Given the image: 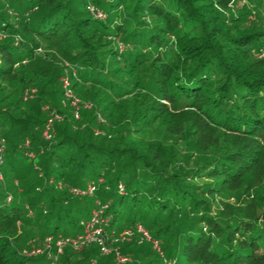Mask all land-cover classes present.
<instances>
[{"label": "trees", "instance_id": "obj_1", "mask_svg": "<svg viewBox=\"0 0 264 264\" xmlns=\"http://www.w3.org/2000/svg\"><path fill=\"white\" fill-rule=\"evenodd\" d=\"M235 1L0 0V264H49L32 239L78 234L98 198L109 232L142 224L163 254L134 235L129 261L91 243L55 264H264V26ZM62 57L76 94L99 97L80 118ZM46 104L63 116L51 139ZM243 188L240 204L221 197Z\"/></svg>", "mask_w": 264, "mask_h": 264}, {"label": "built area", "instance_id": "obj_2", "mask_svg": "<svg viewBox=\"0 0 264 264\" xmlns=\"http://www.w3.org/2000/svg\"><path fill=\"white\" fill-rule=\"evenodd\" d=\"M92 8L93 12L102 17H106V13L100 7H96L95 5H89ZM62 85L65 90L64 94L66 100H64V104H71L74 107V113L77 118L81 116V106L91 107L92 103L88 101H82L81 98L76 94L72 87V79L69 71L66 74H63L61 77ZM34 90V89H33ZM44 108L49 112L48 118L45 123L44 128V136L47 139H51L55 133V122L57 119H61L63 116L61 112H59L56 108L51 107L49 104L44 105ZM27 144H29V140H27ZM3 151L4 145L0 146V161H3ZM29 155L34 156L33 151L28 152ZM120 188H124V184H119ZM72 191L76 194H94L97 189V182L92 180L88 182L86 186H73ZM109 207V202L98 201L97 206L92 210L91 215L87 219L81 220L82 230L76 234H64L58 233L47 235L45 238L34 244L29 253L30 254H48L50 257L49 264H55L57 260H59L60 255L63 253L66 246L70 245L75 250H80L84 246L89 245L91 243H97L100 246L102 253H110L114 252L117 259L120 262H126L131 260V256L124 254L121 251L119 243L125 240H129L133 238V236H137L140 241L145 239L150 240L154 243V245L160 250L161 254H163V250L161 249L160 242L158 239L154 238L151 232L144 227L142 224H139L135 229L125 228L119 233L113 231L109 232L107 230V225L109 224V217L106 213ZM166 260V259H165Z\"/></svg>", "mask_w": 264, "mask_h": 264}, {"label": "rangeland", "instance_id": "obj_3", "mask_svg": "<svg viewBox=\"0 0 264 264\" xmlns=\"http://www.w3.org/2000/svg\"><path fill=\"white\" fill-rule=\"evenodd\" d=\"M95 5L96 7L98 6V5H96V4H94L93 2H90L89 4H88V6H87V9L95 16V17H97V18H100V19H104L105 17H100V16H97L94 12H93V10H92V8H90L89 7V5ZM98 7H100V5L98 6ZM102 9V8H101ZM244 9H247V11H249V13H248V15H249V18H250V23H255V25H257V26H264V1L262 2V3H260V4H257V3H254V2H251V1H248V0H236L235 2H234V4H233V6H232V8H231V12H233V13H235V14H239L241 11H243ZM6 36L5 35H3L2 33H0V39H2V38H5ZM257 55L259 56V57H264V49H260L259 51H257ZM58 62H59V64L61 65V66H63V68H64V70H65V72H67V71H70V69L73 67V65H72V61L70 60V59H67V58H64V57H62V58H60L59 60H58ZM62 77V76H61ZM37 90L38 89V87L37 86H33V87H29V88H27V94L28 95H31V94H34L35 93V91L34 90ZM79 92V91H78ZM78 94V93H77ZM78 96L81 98V99H83V100H87L88 102H92L93 103V105H94V102H97V100H98V96L97 97H91V98H88V99H86V98H83L81 95H79L78 94ZM82 107V106H81ZM84 107V106H83ZM86 109V108H85ZM80 110H84V108H82V109H80ZM87 119V118H86ZM184 125H186L185 123H184ZM95 126V127H94ZM92 127H94V129H99L100 130V125H98V126H96L95 124H93L92 125ZM194 129V127H190L189 126V129H187V131H189V130H193ZM115 134V138L116 139H119L120 138V136H119V134H118V132H116V133H114ZM180 134V133H179ZM190 134V132H187V134L185 133L184 134V136L183 137H187V135H189ZM174 137H176V136H174ZM95 138L97 139L98 137L97 136H95ZM222 139V138H221ZM0 141H3V139L1 140L0 139ZM4 142V141H3ZM3 145H4V150H5V143H3ZM220 145V144H219ZM214 150V147H211L208 151L209 152H211V151H213ZM207 151H204V152H201V153H197V155H196V157H193L191 160H189L188 162H185V165H187V166H191V165H193L194 164V162L195 161H197V160H200V161H202L201 160V158H198V155L200 154L201 156H202V158H204L205 157V153H206ZM32 175L34 176V173H32ZM31 176V175H30ZM30 178V177H29ZM25 180V179H24ZM17 181V180H16ZM22 181V183H21V185H17L15 188H13V192L14 193H16V195H17V193L19 192V189L20 188H22L23 187V185H24V182L25 181H23V180H21ZM17 183V182H16ZM261 187H263V185L261 186ZM261 191H263V188H260V193H261ZM9 193V192H8ZM9 195H11V193L9 194ZM249 195H250V191H249V194H248V192L246 191V190H244V188L243 189H240V190H234V191H231V192H227V193H225L223 196H221L224 200H226V201H229V202H231V203H238V204H240V203H242L243 201H245V200H248V197H249ZM10 197V196H9ZM219 198H220V196H219ZM97 200H100V198H98ZM101 201V200H100ZM214 207L212 208V210L214 211V212H217L218 213V211L221 209V207H222V204L220 203L219 205H213ZM120 229H122L123 227V229H125V228H131L130 226H126V225H119L118 226ZM122 229V230H123ZM38 241H40V238H33L32 239V242H31V244H36V242H38ZM145 242H150V240L149 241H147L146 239L145 240H143V241H140V243H145ZM32 245V246H33ZM31 246V247H32ZM31 249V248H30ZM30 250H28V252H29Z\"/></svg>", "mask_w": 264, "mask_h": 264}]
</instances>
